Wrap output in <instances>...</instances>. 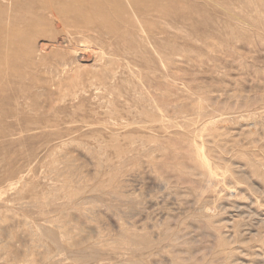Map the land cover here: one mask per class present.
I'll list each match as a JSON object with an SVG mask.
<instances>
[{"label": "rangeland", "instance_id": "obj_1", "mask_svg": "<svg viewBox=\"0 0 264 264\" xmlns=\"http://www.w3.org/2000/svg\"><path fill=\"white\" fill-rule=\"evenodd\" d=\"M166 2L2 124L0 264H264V0Z\"/></svg>", "mask_w": 264, "mask_h": 264}, {"label": "bare ground", "instance_id": "obj_2", "mask_svg": "<svg viewBox=\"0 0 264 264\" xmlns=\"http://www.w3.org/2000/svg\"><path fill=\"white\" fill-rule=\"evenodd\" d=\"M165 1H167L166 2L167 5L169 3L170 4L172 3V5L176 4V2L173 4L174 0H0V131L4 132L5 128L8 129L7 126L2 125L6 123L7 120L9 121L8 122L9 124L12 121L14 125L13 118H17L19 116L23 106L25 105L26 107L30 106L26 104L29 101L28 100L29 97L27 96V94H29L32 91L31 90L32 88L36 87L35 85H38L39 89H44V90H46L47 87H49L50 90L49 91L47 90L48 93H50L51 91L50 86H52L55 90L60 91L65 81H67V83L64 84L73 85L77 83L78 85V83L83 82L82 79H84L83 77H85L83 76L84 75L83 72L89 71L86 69L87 65L83 64V61L81 60H87V61L91 60L92 56L93 55L95 56L98 53L101 56V54L103 55L105 49L110 50V48H112L111 50L113 49L115 50L112 51V54H114L116 57L117 55V53L115 54L116 50L119 51L123 48H126L127 44H131V42L132 45H135L136 40L139 37L142 38L140 35L141 33L144 32L143 34H148V36L146 35V37H151L150 36V34H152L151 27L153 26V23L151 21L157 20L161 22L162 18L165 16V15L162 16V14L164 13V4L162 3H164ZM174 9L173 11L175 12ZM166 12L169 13L168 11ZM170 13L172 12L170 11ZM160 15L162 16V18ZM158 26L156 27L159 28ZM144 28L146 30L151 29L150 33H145ZM139 31L140 32L142 31L139 34L140 36L137 34ZM160 31L164 32L165 30L163 29ZM133 34L135 35V38H137V36L139 37L136 40H134ZM131 35L133 37V41H135L134 44L132 38L130 37L131 38L130 40V38L128 37ZM169 35L170 34H168V36ZM127 38L130 41L128 40V43L126 42L127 44L125 47L124 42L127 40ZM145 39L146 41L148 40L147 38H144V40ZM43 40L46 41L47 43L45 44L43 43L39 45V41H43ZM151 40L150 41L153 43L155 37L154 39L152 38ZM88 42H92L94 44L93 47L88 46L87 45ZM144 42L145 41H143V43ZM147 42L149 43V41ZM136 45L139 47L140 43L138 45L137 42ZM138 47H136V51L139 49ZM140 47L144 48V46H140ZM45 49L49 50V52L46 53ZM126 49H128L127 52H129V47ZM124 50L125 49H123L122 52ZM138 52L140 51L138 50ZM81 54H83L85 57H82ZM123 54L124 53H122V55ZM154 54L156 55V53ZM80 55L82 57L81 59H79ZM106 55L108 56V54ZM118 55L116 58L115 57L114 58L120 59L118 58ZM128 55L126 54L127 60H129L127 57ZM135 55L134 57H136ZM123 57H125V55H123ZM109 58H110L109 60L106 59L107 61L104 62L106 66L107 64H110L112 61L115 60L113 56H112L113 58L112 61H111V57ZM100 59H98L97 62ZM135 60L138 61V59ZM130 61L132 62L133 60ZM97 62L96 64H98ZM104 64H102V66ZM134 65H136V62ZM109 69H106L107 72L109 71ZM39 71H41V75H43L42 71L45 72L46 74H49L50 76L47 75L49 76V79L37 78L36 75L39 74L38 73ZM93 71L96 78V75H98L96 74L98 73V69ZM110 71L109 73L110 74L112 73L113 75V72ZM41 75H39V77ZM100 75L103 76L102 74ZM86 77L87 78L89 77L88 74ZM98 77L97 79H95L94 77H93L94 79L90 78V81L94 80L95 82V80H98ZM109 77H111V75H109ZM25 83L27 84L29 83L28 85L29 87H26L27 85H25ZM100 84H102V82ZM29 88H31L30 92H29ZM34 90L37 91V89ZM53 91L54 90H52L51 92ZM37 93L40 95L39 92ZM9 119L12 120L10 121ZM8 123L6 124L8 125ZM15 125L17 124L15 123ZM18 125L19 126L16 129L14 128V131L17 130L21 132V130L22 131L25 130L26 132V130L30 128L26 126V124L24 127L21 126V124ZM45 126H47V124ZM149 247H151V245H149ZM141 250L143 249L141 248Z\"/></svg>", "mask_w": 264, "mask_h": 264}]
</instances>
